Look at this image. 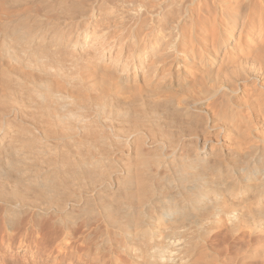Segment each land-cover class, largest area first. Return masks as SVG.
Listing matches in <instances>:
<instances>
[{
    "label": "bare ground",
    "instance_id": "6f19581e",
    "mask_svg": "<svg viewBox=\"0 0 264 264\" xmlns=\"http://www.w3.org/2000/svg\"><path fill=\"white\" fill-rule=\"evenodd\" d=\"M18 220L64 256L264 264V0H0Z\"/></svg>",
    "mask_w": 264,
    "mask_h": 264
},
{
    "label": "rangeland",
    "instance_id": "374dc122",
    "mask_svg": "<svg viewBox=\"0 0 264 264\" xmlns=\"http://www.w3.org/2000/svg\"><path fill=\"white\" fill-rule=\"evenodd\" d=\"M19 221L20 220H18V223H19ZM16 223H17V221L15 222V224ZM23 223L22 222L19 223V228H16L18 224H16V226H14L15 224L12 225L11 226V230H8L6 227H4L5 225L3 226V225L0 224V226H3L2 228L0 227V231H2V232H0V235H1L0 236V248L1 247L3 248V249H0V264H98V263L99 264H103V263L104 264H113L114 263V260L112 258H109L108 255L106 256V254L105 255L103 254V255L107 259L101 258L102 255L98 257V256H96L93 253L92 254H84V253H82V249L79 250L80 252L77 251L75 253L73 252L71 254H65V256L62 253L55 252L56 250L55 251L54 250L51 251V253L48 250L49 251V253H48V252L45 251V249H46V246L48 245V243H47L46 240H47V237L49 235L47 236L46 235V232H43L45 230L42 231L43 233H45V235L44 234L42 235V233H41L39 236H37L38 239H36V235H37L36 232H34L35 234L33 232L32 233L30 232L29 233L30 236L26 232L24 234L22 233V235H20L21 234V231H24L23 229L25 228L24 226H22ZM20 228L21 229L23 228V229L21 230ZM6 229H7V232L8 231L9 232L12 231V232L11 233H9V232L7 233L6 232ZM3 232H4V234H3ZM15 233L16 234L18 233V234L16 235ZM7 234H9L11 236H8ZM25 235L27 237H25ZM12 236H14V237H12ZM20 236H22V237H20ZM32 236H34V237H32ZM40 236H41V239H39ZM42 236H44V237L47 236V237L44 238ZM31 237L33 239H31ZM34 238L36 240H34ZM81 238L82 237H80L79 239H77V241L78 240L79 241L82 240ZM23 239H24V242H23ZM78 242H76V240H75V242L72 245L77 244ZM43 243H45L46 246ZM18 245H22V246L19 247ZM24 246H25V248H24ZM42 246H43V250L41 248ZM75 254L76 255L79 254V255L76 256ZM87 255H89V256H87ZM90 255H91V257H90ZM104 256H102V257H104ZM94 257H96V258L94 259ZM97 257H98V259H97ZM100 259H101V263L99 261ZM102 259H103L104 262L102 261ZM125 259L127 261V264H129L127 258H124V261H125ZM236 261L239 262V260H236ZM236 261H235L234 264H237ZM240 262H239V264H242V261L241 260H240Z\"/></svg>",
    "mask_w": 264,
    "mask_h": 264
}]
</instances>
